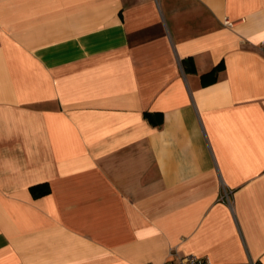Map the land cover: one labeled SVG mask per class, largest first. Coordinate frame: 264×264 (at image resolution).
<instances>
[{"label":"crops","instance_id":"1","mask_svg":"<svg viewBox=\"0 0 264 264\" xmlns=\"http://www.w3.org/2000/svg\"><path fill=\"white\" fill-rule=\"evenodd\" d=\"M262 43L264 0H0V264H264Z\"/></svg>","mask_w":264,"mask_h":264},{"label":"trees","instance_id":"2","mask_svg":"<svg viewBox=\"0 0 264 264\" xmlns=\"http://www.w3.org/2000/svg\"><path fill=\"white\" fill-rule=\"evenodd\" d=\"M182 64L185 70L190 71L194 70V63L190 58L182 60ZM223 64L220 63L213 67L210 71L202 74V81L204 83L213 82L217 79L219 71L222 69ZM146 117L154 124L161 125L163 119L161 114H153L150 112H146ZM30 190L35 197L42 196L50 192V186L47 182H42L38 184H34L30 187Z\"/></svg>","mask_w":264,"mask_h":264},{"label":"built area","instance_id":"3","mask_svg":"<svg viewBox=\"0 0 264 264\" xmlns=\"http://www.w3.org/2000/svg\"><path fill=\"white\" fill-rule=\"evenodd\" d=\"M260 49L264 50V43L260 45ZM143 264H154L152 262H146ZM160 264H213L210 258L206 255H196V254H183L178 257V261L176 263H171L165 261Z\"/></svg>","mask_w":264,"mask_h":264}]
</instances>
